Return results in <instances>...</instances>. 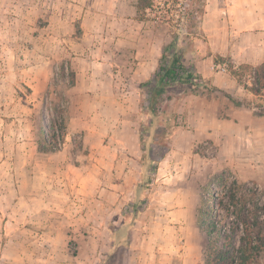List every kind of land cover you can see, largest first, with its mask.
<instances>
[{"label": "rangeland", "instance_id": "obj_1", "mask_svg": "<svg viewBox=\"0 0 264 264\" xmlns=\"http://www.w3.org/2000/svg\"><path fill=\"white\" fill-rule=\"evenodd\" d=\"M188 2L153 0L139 19L136 0H0V264H97L113 243V264H202L205 199L218 201L236 182L264 203V116L216 91L180 102L144 203L131 212L139 119L148 118L139 83ZM262 23L264 0H203L186 62L232 84V95L249 91L254 66L233 69ZM222 63L226 72L211 68ZM89 66L92 101L70 94ZM254 95L242 101L264 105ZM61 118L63 140L39 153L44 128Z\"/></svg>", "mask_w": 264, "mask_h": 264}, {"label": "trees", "instance_id": "obj_2", "mask_svg": "<svg viewBox=\"0 0 264 264\" xmlns=\"http://www.w3.org/2000/svg\"><path fill=\"white\" fill-rule=\"evenodd\" d=\"M153 6V0H136L138 18L144 19L147 10ZM202 13L203 0H189L182 7L175 30L171 31L169 41L161 46L154 71L139 83L144 96L140 111H144L148 118L139 119L137 138L142 172L136 187L138 195L131 206L132 213L137 214L144 203L139 195L151 182L150 174L156 171L155 156H164L169 131L178 126L177 108L185 97H207L217 91L228 97L235 106H244L264 116V105H251L233 98L186 62L187 53L193 50L192 35L197 18ZM241 66L244 65L234 67V75L238 76L237 70ZM246 88L254 94L264 95V61L253 67V79ZM170 89L177 92L174 97L165 96ZM169 100V104L164 102ZM64 131L65 124L61 118L56 126L47 129L46 134L41 133L40 151H55L57 140L64 138ZM210 199H205L203 203L206 208H201L197 216V225L205 236L202 264H259L264 258V203L260 201L256 188L233 182L224 187L218 201L214 196H210ZM123 229L121 227L119 230ZM117 247L113 243L106 257L97 264H113L111 254Z\"/></svg>", "mask_w": 264, "mask_h": 264}, {"label": "crops", "instance_id": "obj_3", "mask_svg": "<svg viewBox=\"0 0 264 264\" xmlns=\"http://www.w3.org/2000/svg\"><path fill=\"white\" fill-rule=\"evenodd\" d=\"M262 25L264 26V23H262ZM260 33H261L260 35L261 37L259 39L252 40V41L250 40L249 43L245 45V48L248 50L246 52L247 56L238 57L239 62H241L240 64L247 63L252 66H256L264 61V31ZM212 83L216 85L219 89L225 91L226 93L233 96V98H236L240 101H242L243 98H246L248 100L251 98V96H255V97L257 96V95H254L251 91H246V90L244 91V89H240V87L237 88V91H239V94L232 95L231 93L226 91V89H228L229 86L232 85V84H229V82L227 83V81H224L223 85L221 86L218 83L216 84L213 80H212ZM70 90H71L70 94L79 92L78 94L79 97L92 101V92H90L92 91V68L90 66L80 68L79 71L75 73L74 84L72 85V88ZM73 97H75V95L71 96V98ZM235 108L239 109L240 107L236 106ZM247 109L248 111H245V112L247 113L249 112L248 114H250L252 110L249 108ZM240 112L243 113L244 111H240ZM234 113L235 114H232V116L237 117L236 115L237 111H235ZM37 119H38L37 123H39V121L42 122L41 115L40 116L37 115ZM36 138H38L37 134H36ZM48 152H53V151H48ZM48 152L39 151V153H44V154Z\"/></svg>", "mask_w": 264, "mask_h": 264}, {"label": "built area", "instance_id": "obj_4", "mask_svg": "<svg viewBox=\"0 0 264 264\" xmlns=\"http://www.w3.org/2000/svg\"><path fill=\"white\" fill-rule=\"evenodd\" d=\"M214 67L219 68V70L222 71V72H226V71H227V67H226V65H225L224 63H222V64H218V65L213 64V65L211 66L212 69H213ZM48 128H49L48 126H46V127L44 128V133H45V134L47 133V129H48ZM58 146H59V143H58Z\"/></svg>", "mask_w": 264, "mask_h": 264}]
</instances>
